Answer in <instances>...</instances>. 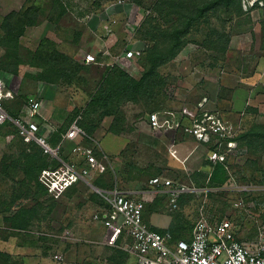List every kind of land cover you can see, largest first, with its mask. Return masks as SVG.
<instances>
[{
    "label": "rangeland",
    "instance_id": "obj_1",
    "mask_svg": "<svg viewBox=\"0 0 264 264\" xmlns=\"http://www.w3.org/2000/svg\"><path fill=\"white\" fill-rule=\"evenodd\" d=\"M204 1L74 0L73 6L85 22L107 10L108 18L116 19L123 29L122 36L126 33L138 41L142 48L136 57L138 67L127 73L139 78L151 67L155 46L168 53L171 29L182 24L195 2ZM63 7H67L65 0H0V76L16 98L8 101L13 110L22 113L29 99L35 98L53 125L66 127L82 116L93 138L87 141L97 149L99 168L90 181L71 187L55 200L35 178L49 165V155L39 144L25 141L14 125L0 128V264H136L134 256L110 243L106 227L94 216L108 208L105 194L110 190L134 183L151 188L156 186L151 183L155 176L190 189L174 210L163 191H152L149 200L139 196L152 226L190 236L202 218L212 224L228 219L236 237L258 239L264 217V137L259 133L264 132V0H233L229 6L221 3L207 9L183 36L176 57L159 67L160 73L151 83L152 93L146 84L133 85L112 104L101 91L111 82L110 77L117 82L124 69L106 62H86L88 48L83 49L84 64L61 61L57 55L37 66L30 63L44 37L55 41L64 53L74 44L75 16L69 10L61 14ZM5 17L10 21H4ZM33 21L38 24L28 25ZM22 30L25 33L16 43ZM85 35L93 37L92 33ZM126 43L110 54L115 57ZM16 68L21 70L18 76L10 73ZM234 96L249 102L240 131L234 127V137L229 139L240 134V141L232 148L224 141L231 178L221 188L209 187L204 164L217 138L202 142L183 128L190 124L188 114L202 112L200 102L225 118H236L231 104ZM164 110L184 114L185 125L178 129L179 138H184L180 155L189 154L197 142L206 143L192 150L190 165L181 166L171 157V129L161 132L167 144L155 142L156 134L148 131L149 115ZM32 166L39 168L27 178L25 170Z\"/></svg>",
    "mask_w": 264,
    "mask_h": 264
},
{
    "label": "built area",
    "instance_id": "obj_2",
    "mask_svg": "<svg viewBox=\"0 0 264 264\" xmlns=\"http://www.w3.org/2000/svg\"><path fill=\"white\" fill-rule=\"evenodd\" d=\"M110 54L109 52H107ZM142 48H126L115 56L139 57ZM98 57L89 53L86 62L94 63ZM14 98L11 89H6V81L0 76V127L10 120L27 142H36L50 156L51 163L44 168L39 181L54 199H60L71 187L90 181L99 168L97 149L93 139L81 125L82 116H77L61 133L56 143L51 136L61 125L51 127V122L42 114L40 103L30 98L18 117H13L4 107V100ZM201 113L188 114L190 124L185 125L184 114L181 116L171 110L155 111L149 115L150 127L154 130L183 128L199 141L209 142L217 138L210 151L209 158L216 163H226V146L236 145L232 123L222 113L206 109L200 102ZM228 168V165L226 163ZM151 183L168 194L170 209L179 207L183 193L190 188L170 178L155 176ZM194 189V188H193ZM108 208L96 213L94 218L102 221L107 229L110 243L125 250L136 258V264H264V217L259 226V237L244 240L236 237L233 223L226 219L212 224L206 218L200 219L194 226L189 239H174L170 231L161 232L151 228L144 220V202L126 195L117 188L105 194ZM57 257L60 258L58 255Z\"/></svg>",
    "mask_w": 264,
    "mask_h": 264
},
{
    "label": "trees",
    "instance_id": "obj_3",
    "mask_svg": "<svg viewBox=\"0 0 264 264\" xmlns=\"http://www.w3.org/2000/svg\"><path fill=\"white\" fill-rule=\"evenodd\" d=\"M221 3H225L229 6L233 3V0H206L204 2H195L193 9L188 11V13H187L188 15L186 14L185 17L183 16L182 24L177 25L176 27L171 29L170 36L172 38V40H171L172 44L170 45V47H168L169 52L168 53H162L160 46L156 45L155 49L152 50V54H151L150 60H149L151 67L149 68L147 66V68H145L144 73H142L141 77H139V78L131 77V76H129V74L127 72L119 69L122 77H120V79L117 82L112 81L113 78L110 77L111 82H109L107 84V87H103V89H105V90L101 91V93L102 92L107 93V95H108L106 99H108L109 101H106V102L108 104H112L116 98H123L124 95H127V93L129 92L130 88L133 87V85L138 86V87L139 86L142 87V86H144V84H146V85H148L147 86L148 90L151 91V93H152V90L150 88H152L153 85L151 83H154V81H155L154 77L159 75V73H160L159 67L161 65H163L164 63H166V62H168L171 59H174L176 57V55H177L176 48H177L178 44L182 41L183 36L189 32V30L191 29V26L194 25V23H196V21L203 18L207 9L217 7ZM67 11H68V8L63 7L61 14H65ZM4 21H10V19L5 17ZM36 24H38V22L35 23L33 21V22L29 23L28 25L34 26ZM22 33H25V32L22 30L21 32L17 33V36L15 38L16 43L20 42L19 38L22 35ZM139 47H140V44H139ZM59 48L60 47L55 43V41H53L52 39H50L48 37L47 38L44 37V38L40 39V43H39L38 48H36V51L30 56V63L34 64L33 66H37L39 64V62H40V64H43V63L51 61L56 55L61 59V61H67L71 64H74V62L75 63H81L82 62L79 58L74 57V59H73V56L69 55L68 53L62 52ZM83 64H84V62H83ZM143 64H144L143 65V67H144L145 63L143 62ZM89 65H91V64H89ZM19 71H21V70L16 68V69L10 70V73H12L15 76H18L20 74ZM108 74H110V73H108ZM128 80H129V82H128ZM99 98L102 99L104 97H102L100 95ZM15 100H16L15 97L12 100L5 99L4 100V107L7 109V111L9 112V114L11 116L18 117L21 114V110L20 111L19 110H13L8 105V101H15ZM107 103H104V104H107ZM80 123L88 132V130L84 124L83 118L81 119ZM8 125H14V124L10 120H8L0 128H4L5 126H8ZM67 128H68V126L63 127L61 125L59 130L56 131L51 136V139H50L51 142L56 143L58 141V139L60 138L61 133L64 132ZM16 129H17V127H16ZM255 130L256 129H250V132H255ZM259 133L261 134V136L264 137L263 129ZM239 137H240V134L235 138V140L240 141ZM34 143H36V142H34ZM38 156H39V158L43 157L42 155H38ZM48 157H50V156H48ZM49 161H50L49 165L51 163H54V164L56 163L55 160L50 159ZM204 165L208 167V168H204L205 172H206V179H207L206 185L207 186L213 187V188H221L229 182V180L231 178V174H230V172H229V170H228V168L224 162L217 161L216 163H214L208 156ZM38 168L39 167H37V166H32V167L26 168L25 176L27 178L29 176H33L35 174V171ZM44 168H46V167H44ZM41 171L39 172V174L37 176L35 175V178L37 179L39 186H42L43 188H45L39 181V175H40ZM55 200H58V199H55ZM38 203L41 205V202H38ZM24 212H27V211L24 210L23 213ZM26 221L29 222V220H26ZM155 229H157L161 232L170 231L173 234L174 239H181V238L189 239L191 236V235L190 236L178 235V233H176L172 230H162V229H158V228H155Z\"/></svg>",
    "mask_w": 264,
    "mask_h": 264
},
{
    "label": "crops",
    "instance_id": "obj_4",
    "mask_svg": "<svg viewBox=\"0 0 264 264\" xmlns=\"http://www.w3.org/2000/svg\"><path fill=\"white\" fill-rule=\"evenodd\" d=\"M66 5L68 10L71 12L72 15H74L75 17L73 18V21H75V30H76V39L74 44H71L69 46H67V49L69 50V52H67L69 55L73 56V57H80L82 56V62H85V55L83 56V49L86 47L88 48L89 51H87V53H91V51H94L96 53H98L96 56L98 57V64H104V62H106L108 65L110 66H119L121 67V69H124L126 72H129V69H131V71L135 68L138 67L136 61L138 59H136V57L134 58H127V57H123L122 59H118L115 60V57L113 56L114 52L113 50L116 48H119L122 46V44L126 43L124 48L122 47L121 51H118L117 53H115V55L122 53L125 48H139V44L137 40L134 39H130L128 38L127 34L125 33L124 36H122V30L121 27L119 26L118 21L116 19H112V18H108L109 17V13L107 12V10H103L99 13H97L96 15H92L90 16V19L88 21H84V19L82 17H80L79 15H76V11H78L76 6H73L74 0H65ZM80 6V5H79ZM79 9H82V7L80 6ZM105 9V8H104ZM77 14H79L77 12ZM83 14V13H82ZM77 19V20H76ZM83 24H81V23ZM125 31V30H124ZM88 32L89 34L92 33L93 37L91 39H88V37H86L85 33ZM126 41V42H124ZM121 45V46H120ZM141 48V47H140ZM80 52V53H78ZM82 52V54H81ZM112 53L111 54H108ZM138 58V57H137ZM241 85L240 82H238V86ZM231 104L233 106V110L234 112L236 111L237 113V117L236 118H232V120H230V118L228 116H226L227 119H229L233 125V127H236L237 132L240 131L241 129V123L243 122V116L245 114V105H247L249 102V100L246 98H240L239 96H234V98H231ZM212 102V101H210ZM247 103V104H246ZM206 105H210L209 102H207ZM228 115V112L226 113ZM54 118V117H52ZM55 119V118H54ZM148 122H146V124H148V131L151 133H155L156 134V139L155 142L158 143H163V144H167V142L165 141V138L163 137V135H161L162 130H156L153 131L154 129H152L150 127V123H149V117H148ZM51 127H54L55 124L53 125V122H51L50 124ZM56 126H59L56 125ZM173 131V141L170 142L169 144V149H170V155L171 157H174V159H176V163H178L179 165H190L189 162H191L192 159V150L197 151V148H195L198 145H202L204 146L206 143L201 144L199 142H197V140L195 142H197L196 146L191 150V152L189 154H186L185 156L180 155V151L182 150V144L180 141L184 138H182L180 136L179 138V130L177 129H171ZM164 132V131H163ZM199 146V147H200ZM226 164V163H225ZM135 184V183H134ZM132 185L131 187L129 186H123L120 187L119 191L125 193L128 196L134 197L139 199L140 197H143V199H151V196L149 193H151L152 191H155L156 189L158 191H163L165 193H167L166 191H164L163 189L159 188V187H152L151 188H139L136 187V185ZM113 190V189H112ZM142 193V194H141ZM140 196V197H139ZM139 197V198H138ZM143 217L145 222L151 227V228H156L154 226H152V224H150L146 218H145V213L143 210ZM153 225H159V224H155L153 222ZM159 229V228H158Z\"/></svg>",
    "mask_w": 264,
    "mask_h": 264
}]
</instances>
